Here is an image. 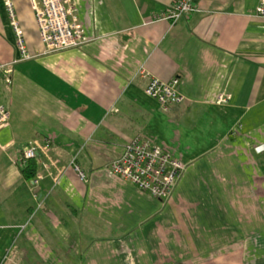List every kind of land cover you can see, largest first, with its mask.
I'll list each match as a JSON object with an SVG mask.
<instances>
[{
	"label": "crops",
	"instance_id": "0c3cea01",
	"mask_svg": "<svg viewBox=\"0 0 264 264\" xmlns=\"http://www.w3.org/2000/svg\"><path fill=\"white\" fill-rule=\"evenodd\" d=\"M9 1L30 58L0 0V264H264L260 0H192L175 24L151 23L174 0H72L87 42L49 54L30 0ZM152 77L183 102L162 111ZM136 136L184 165L167 200L107 168ZM33 143L36 185L18 163Z\"/></svg>",
	"mask_w": 264,
	"mask_h": 264
},
{
	"label": "built area",
	"instance_id": "2783aa9c",
	"mask_svg": "<svg viewBox=\"0 0 264 264\" xmlns=\"http://www.w3.org/2000/svg\"><path fill=\"white\" fill-rule=\"evenodd\" d=\"M5 7L14 33L16 49L22 59H29L24 32L14 7L9 0H5ZM30 7L45 54L80 48L87 42L72 0H30ZM194 12L196 8L192 5V0H174L167 9L154 15L151 23L166 21L175 24L183 16ZM255 14L264 19V0H260L256 6ZM0 73L4 83L10 85L11 70L0 64ZM178 82L177 78L164 82L152 77L144 88V94L155 100L162 111H167L184 100L177 90ZM228 101L229 98L224 95L217 98L218 104L221 105L227 104ZM8 121L9 114L0 102V130L8 125ZM39 150L40 147L36 143L28 145L23 149L18 163L25 165L34 160ZM255 151L258 154L264 152V145L257 147ZM107 168L114 176L129 182L153 199L164 201L171 196L181 178L184 165L165 148L136 136L124 146L121 155ZM75 171L83 178L76 166ZM41 179V176L37 175L31 180V184L36 185Z\"/></svg>",
	"mask_w": 264,
	"mask_h": 264
},
{
	"label": "trees",
	"instance_id": "16d2710c",
	"mask_svg": "<svg viewBox=\"0 0 264 264\" xmlns=\"http://www.w3.org/2000/svg\"><path fill=\"white\" fill-rule=\"evenodd\" d=\"M22 174L29 180L35 177V163L32 160L28 161V165L22 170Z\"/></svg>",
	"mask_w": 264,
	"mask_h": 264
}]
</instances>
